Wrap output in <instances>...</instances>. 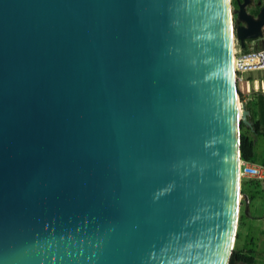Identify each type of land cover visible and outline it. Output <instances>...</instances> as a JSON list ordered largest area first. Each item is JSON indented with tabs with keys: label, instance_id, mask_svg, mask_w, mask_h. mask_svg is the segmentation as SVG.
<instances>
[{
	"label": "water",
	"instance_id": "1",
	"mask_svg": "<svg viewBox=\"0 0 264 264\" xmlns=\"http://www.w3.org/2000/svg\"><path fill=\"white\" fill-rule=\"evenodd\" d=\"M233 31L228 0H0V264H229Z\"/></svg>",
	"mask_w": 264,
	"mask_h": 264
},
{
	"label": "rangeland",
	"instance_id": "2",
	"mask_svg": "<svg viewBox=\"0 0 264 264\" xmlns=\"http://www.w3.org/2000/svg\"><path fill=\"white\" fill-rule=\"evenodd\" d=\"M229 1V9L231 12V22H232V26L233 29L235 30L236 24L238 22V17H237V12H238V4H237V0H228ZM249 4L245 7L246 11L253 15V16H257V14H259V9L261 7H264V0H249ZM249 43V46L255 47V48H260V47H264V25L261 28V35L255 39H248L247 40ZM235 43V40H234ZM235 46V44H234ZM246 76V78L248 80H251V78H257V79H264V71H253L249 73L248 75H244ZM245 81V80H244ZM257 84H259V81H255V85L257 86ZM237 86V84H236ZM255 92L257 91H251L249 93H245L243 94V99L244 97L249 98L250 100H253V97ZM237 99L239 100L240 104H241V111H240V115L238 117V119L241 118L242 115V106L244 107V103L240 98L239 95V91H238V87H237ZM245 109V108H244ZM256 144H258L261 148V153L259 154L260 158L261 155L264 152V137H257L256 140ZM259 147V149H260ZM255 181V182H254ZM239 187L240 190L241 188H245V190H258L260 191L259 193L255 194L254 196H257L259 198L258 201H264V181L263 180H254V179H249V178H245V177H240L239 178ZM244 195L243 193H241L240 191V195H239V205H238V217H237V223H236V228H235V236H234V240H233V244H232V248L234 249H238L240 247V245L243 243L244 248L246 250H252L256 253V257H260L261 262H264V218H262L261 222L258 223V220H254L252 222L251 225V229H250V233L249 235L246 237L243 236L244 233V227H245V222L241 221V219H239L240 214H242L243 216L245 215V200L244 199ZM264 205L263 206H259V208L257 209V211L259 213L262 212V215H258V216H254L253 218H258V217H264ZM261 224V225H259ZM249 231V230H248ZM243 238V241H242Z\"/></svg>",
	"mask_w": 264,
	"mask_h": 264
},
{
	"label": "trees",
	"instance_id": "3",
	"mask_svg": "<svg viewBox=\"0 0 264 264\" xmlns=\"http://www.w3.org/2000/svg\"><path fill=\"white\" fill-rule=\"evenodd\" d=\"M239 95L244 103V108L250 111L249 119L251 122L250 126H248L242 120H240L239 122L240 159L251 163H258L264 165V152L260 158V156L259 157L256 156L254 149L257 137H264V92L261 91L255 92L254 96H252L253 100H250L249 102H244L243 95L241 94ZM252 106H254L255 109L252 108ZM250 129L252 131H250ZM240 191L243 194L246 195L248 194L249 198H252L256 193L260 192L258 190H245V188H241ZM242 217L243 215L240 214L239 219H242ZM250 251L252 250H249L248 252ZM229 264H255V258L251 254H248L247 252L234 249L231 252Z\"/></svg>",
	"mask_w": 264,
	"mask_h": 264
},
{
	"label": "built area",
	"instance_id": "4",
	"mask_svg": "<svg viewBox=\"0 0 264 264\" xmlns=\"http://www.w3.org/2000/svg\"><path fill=\"white\" fill-rule=\"evenodd\" d=\"M234 40L235 50L233 53V67L239 94L243 95L251 91L264 92L263 78H251V80H248L246 76H244H249V73L253 71H264V47L255 48L249 46L247 40L245 41V46L241 47L236 37L235 30L233 31V42ZM255 81H259L257 86L255 85ZM239 176L264 181V165L240 159Z\"/></svg>",
	"mask_w": 264,
	"mask_h": 264
},
{
	"label": "crops",
	"instance_id": "5",
	"mask_svg": "<svg viewBox=\"0 0 264 264\" xmlns=\"http://www.w3.org/2000/svg\"><path fill=\"white\" fill-rule=\"evenodd\" d=\"M244 96V95H243ZM244 102H249V98H248V96L247 97H244ZM252 108H254L255 109V107L254 106H252ZM246 109V108H245ZM247 111H248V115H247V119H248V121H249V124H247L248 126H250L251 125V122H250V119H249V117H250V111L248 110V109H246ZM254 117H255V115H254ZM250 131H252L251 129H250ZM259 145L258 144H255V153H256V156L257 157H259V154L261 153L260 151H261V148L262 147H260V149H259ZM260 153H259V152ZM257 194V193H256ZM246 195V194H245ZM247 196V199L245 200L246 202H245V210H244V212H245V215L242 217V219H241V221H244L246 224H245V227L243 228L244 229V233H243V236L245 237H247L248 235H249V233H250V229L252 228L251 227V225H252V222L254 221V220H258V223H260L261 222V220H262V218H264V217H258V218H253L254 216H258V215H262V212L261 213H259L258 211H257V209L259 208V206L261 205V206H263L264 205V201H258L259 200V198L257 197V196H253L252 198H249V196H248V194L246 195ZM264 208V207H263ZM264 216V215H263ZM259 225H261V224H259ZM253 226V225H252ZM249 230V231H248ZM242 241H243V238H242ZM238 250H242L243 252H247L248 254H251L254 258H255V264H263L264 262H261V259H260V257H256L257 255H256V253L254 252V251H250V252H248L249 250H246L245 248H244V245H243V243L240 245V247L238 248Z\"/></svg>",
	"mask_w": 264,
	"mask_h": 264
},
{
	"label": "bare ground",
	"instance_id": "6",
	"mask_svg": "<svg viewBox=\"0 0 264 264\" xmlns=\"http://www.w3.org/2000/svg\"><path fill=\"white\" fill-rule=\"evenodd\" d=\"M230 17H231V12H230ZM234 50H235V46H234V42H233V45H232V52L233 53H234ZM233 62H234V60H233ZM240 111H241V104H240L239 100L236 99V116H237V118L240 115ZM239 195H240V193H238V200L240 199Z\"/></svg>",
	"mask_w": 264,
	"mask_h": 264
},
{
	"label": "flooded vegetation",
	"instance_id": "7",
	"mask_svg": "<svg viewBox=\"0 0 264 264\" xmlns=\"http://www.w3.org/2000/svg\"><path fill=\"white\" fill-rule=\"evenodd\" d=\"M242 1H243V0H237L238 7H239V4H240V3H242ZM262 8H263V7H261V8L259 9V14H257V16H256V17H255V16H253V15H252V16H253V17H255V18H259V16H260V13H261V9H262ZM239 24H241V21H239Z\"/></svg>",
	"mask_w": 264,
	"mask_h": 264
}]
</instances>
